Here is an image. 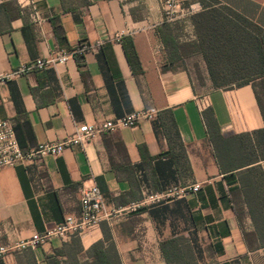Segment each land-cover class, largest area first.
Segmentation results:
<instances>
[{
  "label": "crops",
  "instance_id": "0c3cea01",
  "mask_svg": "<svg viewBox=\"0 0 264 264\" xmlns=\"http://www.w3.org/2000/svg\"><path fill=\"white\" fill-rule=\"evenodd\" d=\"M215 1L264 32V0ZM170 27L163 0H0V75L81 42L104 41L82 58L0 86V120L15 123L23 150L60 142L81 125L155 113L134 129L0 170V246L77 214L84 185L95 183L110 207L200 186L81 237L6 255L0 264H90L88 252L98 243L107 247L105 235L120 264H168L162 248L170 242L190 254L188 264H264V248L250 250L244 237L254 231L247 207L240 204L238 218L232 197L243 177L255 183L254 170L264 174L252 136L264 129L255 92L251 84L200 86L181 66L170 67L159 32Z\"/></svg>",
  "mask_w": 264,
  "mask_h": 264
},
{
  "label": "built area",
  "instance_id": "2783aa9c",
  "mask_svg": "<svg viewBox=\"0 0 264 264\" xmlns=\"http://www.w3.org/2000/svg\"><path fill=\"white\" fill-rule=\"evenodd\" d=\"M163 2L166 14H168L169 10L167 9L171 8V4L169 1L163 0ZM33 21L38 25L41 23L40 17L35 10ZM103 43V40L97 42L95 45L81 42L73 49L58 50L49 57L38 58L10 73L1 74L0 86L36 71H44L45 69L65 65L72 58H82L92 48L100 47ZM154 116L155 113L152 111H137L97 125H81L73 135L60 142H46L28 150H23L18 143L15 123L12 120H0V170L38 161L47 155L57 156L72 146H84L97 136L113 133L124 128L134 129L141 121L150 120ZM199 188L200 186L197 184L186 187H171L158 193L146 195L140 200L122 207H110L106 204L103 194L95 183L84 185L81 189L80 205L77 214L66 216L61 224L42 234L34 233L28 238L1 245L0 259L6 255L34 250L54 239L66 241L71 237H81L83 234L99 227L102 222L112 223L129 218L145 208L165 205L174 200L184 198L190 193H196L199 191Z\"/></svg>",
  "mask_w": 264,
  "mask_h": 264
},
{
  "label": "rangeland",
  "instance_id": "374dc122",
  "mask_svg": "<svg viewBox=\"0 0 264 264\" xmlns=\"http://www.w3.org/2000/svg\"><path fill=\"white\" fill-rule=\"evenodd\" d=\"M164 1L171 4L166 17L172 33L179 42H196L200 48L186 51L178 62L196 84L212 83V76L219 85L237 84L255 74L257 40L264 39L258 27L214 0Z\"/></svg>",
  "mask_w": 264,
  "mask_h": 264
},
{
  "label": "trees",
  "instance_id": "16d2710c",
  "mask_svg": "<svg viewBox=\"0 0 264 264\" xmlns=\"http://www.w3.org/2000/svg\"><path fill=\"white\" fill-rule=\"evenodd\" d=\"M214 2H216L214 0ZM207 9V8H205ZM227 9V8H226ZM229 10V9H228ZM231 11V10H230ZM236 14V13H235ZM237 15V14H236ZM242 21L249 22L237 15ZM262 31V30H261ZM162 42L166 49H168L169 57L168 64L170 67L178 65L182 55L186 51H192L193 53L199 52L200 48L196 42L181 43L177 40V37L172 33L169 28L162 29L159 31ZM263 32V31H262ZM128 59L132 64L133 68L136 69L138 66V59L133 49L132 44L126 42L124 44ZM257 53V71L251 77L242 79L237 84L219 85L216 83L215 77L212 76V83L216 88H225L231 85L243 86L251 84L255 92L257 104L264 120V39L259 38L256 44ZM209 114L204 113V117L208 119ZM252 136L256 139L258 145V157L264 160V129L258 130L252 133ZM257 157V158H258ZM253 183L250 175L241 179L242 188L232 192L234 209L238 218H242L243 208L240 206L241 203L246 205L247 213L250 216L253 224L254 231L245 233L244 237L250 250L264 248V174L261 170H254ZM254 184H257L255 186ZM104 243H107V247H104L103 242L93 246L88 254L92 258L90 264H120L117 252L108 235H105ZM169 250L165 251L162 248L164 256L168 264H188L190 262V254L186 251L177 249L171 242L168 244Z\"/></svg>",
  "mask_w": 264,
  "mask_h": 264
}]
</instances>
